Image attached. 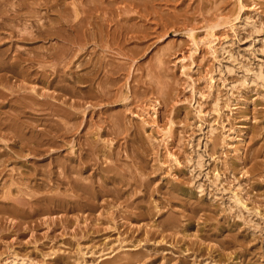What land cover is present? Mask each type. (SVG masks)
<instances>
[{"label":"rangeland","instance_id":"374dc122","mask_svg":"<svg viewBox=\"0 0 264 264\" xmlns=\"http://www.w3.org/2000/svg\"><path fill=\"white\" fill-rule=\"evenodd\" d=\"M8 1H6L7 7L14 9L16 5L14 4L15 6H12V0ZM31 1L33 0H28V2ZM71 1L74 3H76V1L78 2V0H60L61 3L63 2L62 4H64V2L65 5L68 4L67 7L69 8H72ZM114 1L116 2L113 3L114 5L112 4L114 8H116L118 4V8H122L123 13H120L121 17H132L131 19L122 21L123 18L120 19L119 15H115L116 19L121 23H125V26L134 25L133 32H135V34L129 31L128 36H123L127 41L121 38L124 41L122 42L123 45H121L123 46L122 51L124 50L123 53L125 55L118 54L115 46L101 49L100 46L92 48V46L89 45L87 46L88 49L86 48L87 51L89 50V53L93 49H95L96 55H99V52L100 54L103 53L102 55H104L106 59L108 58L109 62L107 61V63L113 65L110 66L108 64L107 67L110 66V68L113 67L111 69L116 70V73L112 70L114 73L112 76L116 78L114 81L116 80L117 82L115 81V86L112 85L113 87L110 86V88H108L114 91L109 90L106 94L105 89L102 88L103 91H101V88H99L98 85L96 86V84H94L90 90L87 89V86L84 87V89L82 88L87 96L86 99L83 100V102L87 100L83 107L88 108H86L84 120L81 119L86 122L82 121V127L80 126L79 128L78 126L79 132H77L79 136H72L74 140L72 137H68L73 142L68 139L64 146L58 143L59 146L53 144L51 147L55 148H50L46 144L48 147L43 146L45 151L40 152L39 155H33L29 153L28 150L24 149L22 150L24 154L29 153L33 156L25 155V159H22L23 157L21 158V160H26L25 165H23L26 169L27 167H33L37 164L45 166L48 162L55 161L54 158H56L57 155L61 158H63L62 155H64V158H68V156L70 157L74 154L73 151H75V154L72 156H76L80 152V148L78 143H75V140L79 141L81 138L83 139V137H85L88 142V139L91 138L89 141L91 140V145L94 144L93 146H95L99 138V143L95 146L97 149L94 152L96 157L92 155V159L95 158V161H97L95 162L94 159H90V162L92 161L94 165H90L91 167L89 168L91 169L88 168V170L81 172L80 176L83 177V174L85 176L86 173H89L88 175L91 176L86 175L87 179L85 182H87V180L93 179L92 176L97 177L98 175L100 179L97 178V180L94 177L97 182L101 181L102 185L105 183V187L110 185L108 190L106 189L104 196L93 200V203H96L97 207H102V204L103 207H98V209L95 207L93 212L91 211L92 209H79L80 211L77 212L76 210L75 212L71 211L73 213L63 209L53 213L45 212L41 215L43 216V220L46 219L47 221H51L55 217H65L68 221L65 220L66 222L63 223L57 221V226L55 224H50V227H47L46 224H42V226L36 227L33 231L26 230L24 232L25 234L21 233V235L24 234L22 236L19 234L20 232L11 230L12 223H10V221L12 219L7 220V218L4 217L10 215L9 218L13 216L15 220V218H18L17 214L11 213L10 210L8 211L13 215L9 214V212L2 214L0 211V263L5 264L4 258L9 253L11 254V251H14V253L20 254L19 256H25V254H27L28 256L31 255L35 260L39 259V262L36 260L38 264H264V0H254L257 3L253 2V0ZM12 2L16 3V0ZM240 2H242L243 6H240ZM127 3H132L133 5L127 8ZM140 6L145 9L143 10ZM10 8H7V12L11 10ZM127 10L131 11L127 12ZM39 11L40 15L44 16V9H40ZM135 11L139 13L135 14ZM52 15L49 14V16ZM135 15L137 17H135ZM139 15L143 16L139 17ZM72 16H74V14H71L70 17ZM50 18L46 17L47 20ZM19 22L20 21H13L12 23L11 21L10 24L12 25L10 26L12 27L13 24L15 25L16 23L12 28L17 29L16 31L21 30L22 24L20 23L21 25H19ZM139 22L141 24H139ZM127 23L129 24L126 25ZM27 24H29V22ZM7 28H9V25ZM136 29L140 31L136 33ZM162 29L163 31H160ZM146 34L148 35L146 36ZM193 38H195V44H191L192 42H190L193 41ZM8 39L9 38L2 39L3 44L0 45V49L2 48L1 50H6V48L8 50L9 46L10 50L20 47V50L23 49L26 52H30V50L41 51L43 48L44 51L41 52H45L48 48V50L51 48V50H53V47L58 46L63 50L67 48L66 44L62 46L63 43H61L60 46V42L53 38L44 40L42 41L43 43L38 42L35 44H29L30 41H19L18 38L15 37ZM15 39L16 42L14 41ZM45 41L47 42L44 43ZM140 44L142 45L140 46ZM192 45L193 47H191ZM142 48L144 49L142 50ZM102 50H105V53L107 52V56ZM12 53L14 52L12 51ZM89 53L84 54V60L81 57L75 60V62L67 63V61H62L63 63L60 62L57 65L55 64L56 62L50 61L48 65L45 66V74H47L49 79L54 76V74L50 73L52 71L60 75V77L58 75V78L55 80V82L59 81L57 83V85H60L59 87L42 85L41 81L39 80L38 82V79L35 78L34 75L32 76L33 78L29 77L30 79L22 77L23 81L19 78L21 76L10 77L13 81L12 84H16L14 89L16 88V91L20 83L23 82L20 84L23 86L26 84L25 82H27L29 85L26 84L27 91L32 86L37 85L35 88L38 92L43 90L47 92L53 91L52 93H54L56 90L55 88L64 87L66 84L64 88L70 89L68 92H64L63 90L62 92L60 89H57V91L64 93L62 98H66V95H68L66 98L69 100L68 103L76 99L74 107L82 109V106L79 107V103L81 104L82 101L75 97L71 98V95H76V97H78L79 94L82 95V91H80L81 88L79 87L83 85L82 83L88 84V82L81 80L80 83H82L80 84L79 81L71 75L73 74L74 77L77 78L79 75L84 74L83 77L89 75V78L93 77L95 80L94 83H96L104 72H95V68H93L92 65L88 66V64L79 67V64H81L79 61H87L86 59H88ZM182 56H185L184 61L181 59ZM94 60L95 59H93V61ZM162 61L164 64L158 66V64H162ZM51 62L54 63L55 66L52 65ZM181 62L186 64L183 68L180 66L182 65ZM116 67L119 71H117ZM85 68L87 69L85 70ZM38 69L41 70L40 67H38ZM123 70H125V72ZM74 72H78L76 76ZM64 74H66L67 77ZM98 76L100 78H98ZM71 78L73 80L75 79V85L72 84L73 80ZM131 78L135 79L132 80ZM114 81L111 83L114 84ZM35 83L36 85H34ZM61 83H63V85ZM51 87H54L52 88L54 90L51 89V91ZM72 88L75 89V91L77 90L76 92L79 94L74 90V94L73 92L71 94L69 91H71ZM130 88L134 91L132 92ZM98 90L101 92L100 94ZM88 91L91 93H88ZM93 92H96V94L98 93V97L95 94L96 97L91 95L92 98L90 94H94ZM24 93L27 94L28 92ZM131 93H133V95ZM69 94H71V97ZM101 94H104V97ZM107 96L111 97L109 101ZM117 96L119 97L117 98ZM105 97L108 99L102 100L105 99ZM79 98L81 97L79 96ZM149 100L152 102H148ZM87 102H90V104ZM146 103H148L149 109ZM152 107L158 110L155 114V119L159 127L152 122ZM142 108L144 109L142 110ZM146 108L150 110L149 113H146ZM3 110H7L9 113L12 111L8 106L3 107ZM103 110H106L105 112L108 113V116H106V113H102ZM87 111L89 112L88 114ZM118 111H120V113ZM98 114L101 117L98 118ZM116 114L117 118L119 117L121 119L118 118L114 120ZM119 114L122 115V117L118 116ZM103 115L106 117V119H104L105 122L106 120L108 121L109 118L110 121H114V123H112L113 121H109V128H113L110 132V129H107V122V127L106 125L104 127L103 124V128L97 125L100 123H93L95 130L94 126L90 125L92 124V120L94 121L96 118V120H98L102 118ZM112 116L115 117L111 118ZM170 116H172L171 119ZM140 117H145V123L141 122ZM123 119L124 125L122 127L123 123H121V120ZM167 119L168 121H172L167 122ZM116 121L121 124V126L117 124V129L116 126L112 125L116 124ZM87 123L89 125H86ZM42 125L43 124H41V127ZM88 126L91 128L89 129ZM124 126L127 127L125 128ZM123 128L124 131H122ZM16 130L18 131V129ZM24 130L26 131V128ZM90 130L94 132L92 133ZM112 130H115V135L117 133L116 137H114L115 135ZM104 131H107L106 133L112 136H108V134L105 135L106 133ZM5 132L7 131H0V138L1 140L4 139L3 142L0 140V152L9 151L11 153L10 155L8 154L9 160L5 165L7 168L4 167V169H8V171L5 170L6 177L5 174H2L3 176L0 178V201L2 202H0V207L8 206L7 203L10 199H8L6 195L8 196L7 192L9 188L10 193H8L12 198H16L13 196L17 194L15 190L13 191L15 188L14 185L9 186L8 174L12 171L15 172L14 170L11 171L13 168H23L21 167L22 163H17V160H15V154L12 151L13 149H17L16 147L18 144L13 145L11 141L14 140L13 137L7 138L3 135V138L2 134ZM97 132H99L100 135ZM164 134H166V136ZM168 135H172L173 137H168ZM111 137L113 141L110 140V143L109 139H111ZM117 137H120L119 140ZM82 139L81 141L83 142L84 139ZM105 139L109 142H105ZM120 145L121 148H119ZM235 147L241 148L239 151L240 160L236 158L237 152L234 151ZM4 148H7V150ZM109 149H112V152ZM117 149L118 153H115V155L117 156L118 154V157H114V151L117 152ZM169 149L172 153L175 152L174 156L167 154ZM47 150H49V152ZM103 151L106 152V155L102 154ZM107 154H110L112 158L109 159L110 155L108 156ZM107 156L108 158H106ZM160 161H163V163ZM113 162L117 163L113 164ZM115 165L117 166L116 168ZM103 167H108V170H106L107 172L102 170ZM95 168H97V172ZM99 172L101 174L100 176L98 174ZM108 175L111 180L108 178ZM77 176H79V174ZM4 177L6 180L3 179ZM88 177L91 178L89 179ZM106 181L108 183H106ZM117 182H119V184ZM111 185H113V187ZM240 187L244 188L240 191L243 196V203L238 202V193L240 192L237 191ZM63 188L64 185L60 186L58 189L53 187V191L50 188L49 192H65L66 189ZM117 188L121 191L117 190ZM111 189H116L117 191L113 190L112 193ZM247 190L249 192H247ZM69 191L67 189L66 192L69 193ZM119 191L121 195L118 196ZM115 192H118V198L121 197L119 200L114 194ZM114 195L116 196L115 200H117H114L113 203L112 200L114 199ZM104 201L106 203H104ZM115 202L118 203L116 204ZM125 204H127V206ZM88 211L91 212L89 215L90 218L85 222L86 226H90L86 227L82 219L83 217H80L81 220H79L80 218H76L74 213L76 216L78 213L85 215V213H89ZM111 213L113 215H111ZM124 213L126 216L128 214L127 217L130 218L126 217L127 219L125 220ZM66 216H69V218ZM172 219L175 223L170 221ZM74 221L78 222L76 225L80 226L78 227L79 231L81 230L83 234H79ZM93 221L94 223H92ZM109 221H111V223ZM71 224H74V227ZM172 224L174 225L172 226ZM98 230L101 231L99 232ZM61 233H64V235ZM49 234L51 236H49ZM52 236L54 241L52 240ZM137 244L138 246H135ZM34 254L37 255L34 257ZM57 257H59L58 260L61 259L60 261L62 262L56 261Z\"/></svg>","mask_w":264,"mask_h":264},{"label":"bare ground","instance_id":"6f19581e","mask_svg":"<svg viewBox=\"0 0 264 264\" xmlns=\"http://www.w3.org/2000/svg\"><path fill=\"white\" fill-rule=\"evenodd\" d=\"M8 0H0V45L3 44L2 42V39H5V38H9V39H12V37H15V38H18L19 41H30V43H38V42H42L44 40H49L51 38L53 39H57V41L60 42V46H61V43H63L62 46H65L66 44V49L64 48L61 49L59 46L58 47H53V50H46L45 52H41V51H44L43 49H41V51H32L30 50V52H26L25 50L23 49H19L20 45L18 46L19 48H14L12 50H10V46L7 50L4 49V50H1L0 49V131L1 130H4V131H7L5 132L4 134H2V137L3 135H5V137H13L14 140H11L13 142V145H17L18 146L16 147L17 149H13V153L15 154V160H17V163H22V166L23 167L22 169L21 168H13L11 169L14 170L15 172H11L10 170V174H8V181H9V186H12L14 185V189L13 191L15 190V193L16 195H12L13 197H16V198H12L11 195H9V189H8V196L6 195V197H8V199H12L11 201L9 200L8 201V206L6 207H0V211L2 212V214L6 213V212H9V214H11L13 212V214H17L18 218H13L10 217L7 215V216H4L5 218H7V220H11L10 223L11 224V230L12 231H17V232H20L19 234L21 235V233H24L26 230H30V231H33L36 229V227L38 226H42V224H46L47 227H50L51 225L50 224H55L57 223V221L59 223H63V222H66L65 220H67L65 217L61 218H57L55 217L54 219H52L51 221L50 220H43L41 215H43V213L47 212V213H53V212H57V210H69L70 213H73L77 211H80V210H84V209H89L93 212V209H95V207H97L96 203H93V200H96L98 197H102L104 196V193H106V189L108 190V187H105V183L102 185L101 184V181L100 182H97L96 179L99 178L98 175L97 177L96 176H92L93 179L91 180L89 177V181L87 180V182H85V180L87 179V176L89 173H86L85 176L83 174V177L80 176V173L85 171V170H88L89 167L92 166V161L90 162V159H92V155H94V157H96V155L94 154V152L96 151V144L99 143L98 139H97V143L95 144V146L91 145V140L89 141V138L88 139V142H87V138L83 137V142L81 141V139L79 141H76L75 140V143H78L79 145V148H80V152L76 155V156H72L75 154V151L74 154H72L70 157L68 156L64 158V155H62V157L64 158H61L59 155L58 158L56 156L55 161H51V162H48L45 166L43 165H34L33 167H26L23 166L25 165V161L26 160H21L22 159H25L24 156L25 155H30L29 153L31 154H38L40 152H44L45 148L44 147H50V148H55V147H51L53 146V144H55L56 146L59 144L61 146H64L66 145V142L67 140L69 139L68 137H74L75 135H77V137L79 136V128L80 126L82 127L81 123L82 121L84 120L83 118H85V113H86V108L88 107H83L86 103L85 100L83 102L84 99H86V95H85V91L82 90V88L84 89V87H88L87 89L90 90L92 86H94V84H96V86L98 85L99 88H101V91H103V89H105V93L107 94V91H109L110 89V86L114 85L115 86V81L114 79H116L114 76H112L114 73H116L115 69H111L113 67L110 68V66H113V65H110L109 63H107L108 61V58L106 59L104 55L100 54L99 52V55H96V51L95 49L91 50L90 53L87 51V46L91 45L92 48L93 47H97V46H100V48H111L113 46L116 47L117 49V53L118 54H124L123 51H122V45L124 42L122 39L124 35L128 36V32L129 31H132L133 32V29H134V25L132 24V26H129L127 23L126 25L128 26H125L124 24L125 23H121L119 22L118 19H116V16L115 15H119L120 16V19L125 20V19H131L132 17L131 16H126V17H121V12H122V8H118V5H116L117 7L114 8V6H112L113 3H116L114 0H78V2L76 1V3L74 2H70L72 4V8L70 9L69 7H67V5H65V2L64 4H62L60 2V0H33L31 2H28V0H19L17 1L16 0V3H13L11 1V3L13 4L12 6H15L16 7L13 9V8H10V7H7V2ZM65 1V0H64ZM120 1V0H119ZM126 1V0H125ZM125 1H123L124 3H126ZM9 2V1H8ZM159 2V1H158ZM253 2H256L253 0ZM5 3V4H4ZM10 3V2H9ZM32 3H33V6H32ZM241 3V4H240ZM240 6H243L242 5V2H240ZM246 3V2H245ZM257 3V2H256ZM15 4V5H14ZM36 4V5H35ZM70 4V5H71ZM135 4V3H134ZM143 4V3H142ZM9 5V4H8ZM35 5V6H34ZM114 5V4H113ZM133 5L132 3H127V8L128 6H131ZM154 5V4H153ZM11 6V4H10ZM135 6V5H134ZM148 6V5H147ZM239 6V7H240ZM10 8L11 10L9 12L7 8ZM138 7V6H137ZM136 7V8H137ZM141 7V6H140ZM145 7V6H144ZM151 7V5H150ZM149 7V8H150ZM238 7V9H239ZM130 8V7H129ZM139 8V7H138ZM142 8V7H141ZM40 9H44L45 13H44V16L40 15ZM143 9V8H142ZM145 9V8H144ZM143 9V10H144ZM153 9V8H152ZM124 10L126 11V9L124 8ZM132 10V9H131ZM130 10V11H131ZM147 10V9H146ZM155 10V9H154ZM153 10V11H154ZM116 11V13H115ZM129 10H127V12H130ZM134 11V10H133ZM132 11V12H133ZM136 12V11H135ZM134 12V13H135ZM123 13V12H122ZM139 12H136L135 14H138ZM153 13V12H152ZM157 13V12H156ZM49 14H53L52 16H49ZM71 14H74V16L70 17ZM132 14V13H131ZM143 14V13H142ZM146 14V13H145ZM54 16V17H53ZM115 16V18H114ZM143 16V15H142ZM141 15H139V17H142ZM152 16V15H151ZM159 16V15H158ZM46 17L50 18V19H46ZM135 17H137L135 15ZM72 18V19H70ZM134 18V17H133ZM146 18V17H145ZM148 18V17H147ZM153 19V17H152ZM149 20V19H147ZM13 21L14 22H19V25L22 26L21 30H18L16 31L17 29H13L12 27L16 25L13 24V26L11 27L10 25V22ZM29 24H27L28 22ZM144 21V20H143ZM147 22V21H146ZM21 23V24H20ZM143 23V22H142ZM165 23V21H164ZM172 23V22H171ZM136 24V23H135ZM138 24V22H137ZM139 24H141L139 22ZM155 24V23H154ZM161 24V23H160ZM175 24V23H173ZM9 25V28H7V26ZM18 25V23H17ZM158 25V24H157ZM182 25V24H181ZM189 25V24H188ZM136 26V25H135ZM172 26V25H171ZM170 26V27H171ZM139 27V26H138ZM143 27V26H142ZM149 27V26H147ZM156 27V25H155ZM163 27V26H162ZM166 27V26H165ZM16 28V27H15ZM153 28V27H152ZM168 28V27H167ZM8 29V30H7ZM10 29V30H9ZM23 29V30H22ZM141 29V28H140ZM143 29V28H142ZM187 29V28H185ZM144 30V29H143ZM158 30V29H156ZM190 30V29H189ZM187 30V31H189ZM4 31H5V35L4 34ZM8 31V32H6ZM136 33L139 32L137 29L135 30ZM151 31V30H150ZM160 31H163L160 30ZM186 31V30H185ZM194 31V30H193ZM143 32V31H142ZM155 32V31H154ZM167 32V31H166ZM190 32V31H189ZM192 32V31H191ZM135 34V32H133ZM150 33V32H149ZM156 33V32H155ZM143 34V33H142ZM145 34V33H144ZM162 34V33H161ZM148 34H146L147 36ZM156 35V34H154ZM164 35V34H163ZM140 36V35H138ZM157 36V35H156ZM189 36V35H188ZM130 37V35H129ZM128 37V38H129ZM142 37V36H141ZM122 38V39H121ZM126 38V39H128ZM136 38V36H135ZM140 38V37H139ZM143 38H144V35H143ZM8 39V40H9ZM132 39V38H131ZM122 40V41H120ZM125 40V39H124ZM138 40V39H137ZM192 40V39H191ZM5 41V40H4ZM16 42V39L14 40ZM127 41V40H125ZM198 41V40H197ZM10 42V41H9ZM47 41H45L44 43H46ZM192 42L191 44H195V38H193V41H190ZM14 43V42H13ZM23 43V42H22ZM43 43V42H42ZM12 44V43H11ZM18 44V43H16ZM14 44V45H16ZM122 44V45H121ZM134 44V43H133ZM136 45V44H135ZM142 44H140L141 46ZM197 45V44H196ZM8 47V46H7ZM12 47V46H11ZM139 47V45H138ZM193 47V45L191 46ZM195 47V46H194ZM198 47V46H197ZM196 47V48H197ZM4 48V47H3ZM22 48V47H21ZM24 48V47H23ZM42 48V47H41ZM87 48V49H86ZM92 48H89V49H92ZM195 48V50H196ZM32 49H35V48H32ZM138 49V48H137ZM144 48H142L143 50ZM110 50V49H109ZM140 50V48H139ZM12 51L14 53H12ZM32 51V52H31ZM105 51V50H104ZM102 50V52H104ZM107 51V50H106ZM194 51V50H193ZM109 52V51H108ZM111 52V51H110ZM133 52V51H132ZM85 53H89V57L88 59H86L87 61H79V67L82 65H92L93 68H95V72H99L101 73L102 71L103 74L101 76V78L98 76V78H100L98 81L95 82L94 78L91 77L89 78V75L86 77L83 75H79L78 78L77 77H74V75L72 74L71 76L73 78H75L76 80L80 81L81 80H85L88 82V84H84L82 83L83 85H80L79 88H81L80 91H82V95L79 94L78 92L75 91V89L72 88L71 91H69L71 94L73 92L74 94V91L79 94V96L81 98L73 96L71 94H69V96L71 98L75 97V98H78L80 101H82V103L80 104L79 103V107L82 106V109H79V108H75L74 107V102L75 100H72L68 103V99H66L68 97V95H66L67 97L65 98H62L63 97V94L64 93H61V91L63 90L64 92L70 89L68 88H64L66 86V84L64 85V87H60V88H55L56 92L54 91V93H52L54 89V87H59L60 85H57V83L59 82H55L56 78H58V75L57 73H55V71H52L50 72L51 74H54V76L52 78H48L47 74L46 73V69L44 70V68H46L45 66L48 65V63L50 61H53L56 65L59 64L60 62L62 61H67L68 62H75V60H78L80 59L81 57L83 58V56H85L84 54ZM105 53V52H104ZM107 53V52H106ZM105 53V55H106ZM136 53V52H135ZM133 53V54H135ZM181 53V52H180ZM164 54V53H163ZM102 55V56H100ZM111 55V54H110ZM113 55V54H112ZM116 55V54H115ZM125 55V54H124ZM185 55V54H184ZM107 56V55H106ZM118 56V55H117ZM127 56V55H126ZM131 57V56H130ZM111 58V57H110ZM115 58V57H114ZM133 58V56H132ZM184 58L185 56H182V60L184 61ZM93 59H95L93 61ZM106 59V60H105ZM129 59V58H128ZM84 60V58H83ZM124 60H125V57H124ZM126 61V60H125ZM135 61V60H133ZM166 61V60H165ZM78 62V61H76ZM109 62V61H108ZM130 62V60H129ZM168 62V61H167ZM52 63V62H51ZM54 63H52V65H54ZM63 63V62H62ZM66 63V62H64ZM70 64V63H69ZM108 64L110 65L109 67ZM118 64V63H117ZM116 64V65H117ZM164 63L162 61V64L158 66H162ZM167 64V63H166ZM182 65V68L186 65L184 63L181 62ZM67 65V64H66ZM72 65V64H70ZM192 65V64H191ZM55 66V65H54ZM62 66V65H61ZM38 67L41 68V70L38 69ZM58 67V66H57ZM63 67V66H62ZM127 67V66H126ZM55 68V67H54ZM117 68V67H116ZM119 68V66H118ZM117 68V71H119ZM168 68V67H167ZM87 68H85L86 70ZM129 69V68H128ZM132 69V68H131ZM163 69V68H162ZM81 70V68H80ZM112 70H114V73L112 72ZM189 70V69H188ZM45 71V72H44ZM125 72V70H123ZM159 71V70H158ZM165 71V70H163ZM162 71V72H163ZM58 72V71H56ZM69 72V70H68ZM66 73V72H65ZM71 73V72H70ZM75 73V76H76V73L78 72H74ZM92 73V72H90ZM122 73V72H121ZM120 73V74H121ZM127 73V72H126ZM125 73V74H126ZM159 73V72H158ZM88 74V73H87ZM124 74V73H123ZM161 74V73H160ZM35 75V76H34ZM66 75V74H64ZM78 75V74H77ZM85 75H86V72H85ZM126 75H129V74H126ZM132 75V74H131ZM14 76H21L19 78H21V80L23 81V78H28L30 79L32 76H34L35 78L38 79V82L39 80L41 81V84L43 85H48V86H54V87H51L50 90L52 92H47V91H40L38 92L37 89L35 88L37 85L36 83L34 85L36 86H32L28 91L26 90L27 89V82H25L26 84H24L23 86L20 85L22 83H20L18 85V89L19 91H15L14 89V86L16 87V84L13 85L12 84V80L10 77H14ZM92 76V75H91ZM124 76V75H123ZM163 76V75H162ZM23 77V78H22ZM30 77V78H29ZM60 77V75H59ZM64 77V76H63ZM67 77V75H66ZM126 77V76H125ZM129 77V76H128ZM131 77V76H130ZM161 77V75H160ZM190 77V76H189ZM26 78V79H27ZM33 78V77H32ZM138 78V77H137ZM136 78V79H137ZM72 79V78H71ZM75 79L72 81V84H74L75 82ZM121 79V78H120ZM132 79V78H131ZM135 79V78H133ZM132 79V80H133ZM25 80V79H24ZM58 80V79H57ZM60 80V79H59ZM62 80V79H61ZM64 80V79H63ZM20 81V80H19ZM28 81V80H27ZM114 81V84H112ZM137 81V80H135ZM21 82V81H20ZM28 82H31V81H28ZM33 82V81H32ZM55 82V83H54ZM61 82V81H60ZM69 82H70V79H69ZM112 82V83H111ZM117 82V81H116ZM126 82V81H125ZM138 82V81H137ZM143 82V81H142ZM34 83V82H33ZM80 83V84H81ZM127 83V82H126ZM131 83V82H130ZM40 84V85H41ZM63 85V83H61ZM118 84V83H117ZM134 84V83H133ZM144 84V83H143ZM28 85V84H27ZM69 85V84H68ZM75 85V84H74ZM123 85V84H122ZM29 86V85H28ZM47 86V87H48ZM78 86V85H76ZM117 86V85H116ZM136 86V85H134ZM148 86V85H147ZM75 87V86H73ZM113 87V86H112ZM126 87V86H125ZM167 87V86H166ZM41 88V87H39ZM77 88V87H76ZM103 88V89H102ZM116 88V87H115ZM135 88V87H134ZM133 88V89H134ZM146 88V87H145ZM148 88V87H147ZM57 89H60L61 91L58 92ZM78 89V88H77ZM95 89V88H94ZM143 89V88H142ZM41 90V89H40ZM49 90V89H48ZM74 90V91H73ZM112 91H114L113 89H111ZM110 90V91H111ZM120 90V89H118ZM131 90V88H130ZM62 91V92H63ZM117 91V90H116ZM132 91V90H131ZM134 91V90H133ZM132 91V92H133ZM136 91V90H135ZM164 91H165V88H164ZM14 92H18L17 94L14 93ZM24 92H28L27 94H25ZM90 91H88L89 93ZM92 92V90H91ZM90 92V93H91ZM99 92V90H98ZM119 92V91H118ZM117 92V93H118ZM146 92V91H145ZM202 92V91H201ZM15 95H13V94ZM81 93V92H80ZM94 94H90L91 95H94L96 97V92H93ZM101 92H99L100 94ZM103 93V92H102ZM135 93V92H134ZM137 93V92H136ZM149 93V92H147ZM161 93V92H160ZM96 94V95H95ZM98 94V95H99ZM109 94V92H108ZM116 94V92H115ZM133 95V93H131ZM141 94V93H140ZM97 95V97H98ZM102 95V94H101ZM104 95V94H103ZM102 95V96H103ZM113 95V93H112ZM120 95V94H119ZM147 95V94H146ZM110 96V95H109ZM105 97V99H102V100H106L108 99V101L110 100L111 97ZM144 96V95H143ZM142 96V97H143ZM156 96V94H155ZM163 96V95H162ZM89 97V96H88ZM92 97V96H91ZM90 97V98H91ZM104 97V96H103ZM119 96H117L118 98ZM140 97V98H142ZM146 97V96H145ZM93 98V97H92ZM113 98V97H112ZM155 98V97H154ZM60 99V100H59ZM88 99V98H87ZM133 99V98H132ZM150 99V98H149ZM152 99V98H151ZM89 100V99H88ZM95 100V99H93ZM155 100V99H154ZM157 100V99H156ZM170 100V99H169ZM79 101V102H80ZM97 101V100H96ZM112 101V100H111ZM166 101V100H165ZM94 102V101H93ZM150 102V100L148 101ZM152 102V101H151ZM150 102V103H151ZM161 102V101H160ZM168 102V101H167ZM68 103V104H67ZM78 103V102H77ZM90 104V102H87ZM92 103V102H91ZM147 104V108H148V103ZM170 104V103H169ZM65 105V106H63ZM78 105V104H77ZM100 105V104H99ZM150 105V104H149ZM152 105V104H151ZM156 105V104H155ZM154 105V106H155ZM168 105V104H167ZM174 105V104H173ZM5 106H8L9 109H11L12 111L9 113L7 110H3V107ZM97 106V105H96ZM153 106V105H152ZM216 106V105H215ZM146 107V106H145ZM156 107V106H155ZM155 107H152V112H151V118H152V122L153 124H155L157 127H159V125H157L158 123L156 122V119H155V114L157 113L158 110H156ZM105 108V107H104ZM145 109L146 110V113L150 112V110L148 109ZM171 108V107H170ZM144 108H142L143 110ZM92 110V109H91ZM125 110V108H124ZM10 111V110H9ZM90 111V109H89ZM100 111V110H98ZM96 111V112H98ZM106 110H103L102 113H106L105 115L108 116V113L105 112ZM92 112V111H91ZM101 112V111H100ZM120 113V111H118ZM8 113V114H7ZM89 112L87 111V114ZM99 113V112H98ZM114 113V112H113ZM117 113V112H116ZM123 113V112H122ZM125 113V112H124ZM131 113V112H130ZM7 114V115H6ZM92 115V114H90ZM96 115V114H95ZM99 115V114H98ZM112 115V114H111ZM110 115V116H111ZM125 115V114H124ZM139 115V114H138ZM170 115V114H168ZM118 116H121L122 115H118ZM141 116V115H140ZM89 117V116H88ZM92 117V116H91ZM101 117L100 115L98 116V118ZM115 116H112L111 118H114ZM126 117V116H125ZM172 116H170V119H171ZM80 118V120H79ZM96 118V117H95ZM103 118V119H102ZM98 119V120H92L90 125H93V123H100V124H97L98 126L102 127V125L104 124V127L106 125V122L108 124V127L107 129L109 128V123L113 120L110 121V118L109 120L105 122L104 119H106V117H103ZM119 118V117H118ZM117 118V114H116V117L114 120L118 119ZM141 118V122L145 123V117H140ZM169 118V117H168ZM60 119V120H58ZM83 119V120H81ZM121 119V118H119ZM169 119V120H170ZM173 119V118H172ZM91 120V119H90ZM110 121V122H109ZM119 121V120H117ZM116 121V124H112L114 126H116V129L118 128L117 127V124H119V126H121L120 123H117ZM124 119L121 120V123H123ZM148 121V119H147ZM166 121V120H165ZM172 120L168 121L167 119V122H171ZM46 122V123H45ZM83 122H86V121H83ZM105 122V123H104ZM120 122V121H119ZM162 122V121H161ZM114 123V121L112 122ZM150 123V121H149ZM41 124L42 127H41ZM129 124V123H128ZM152 124V125H153ZM40 125V126H38ZM84 125V124H83ZM86 125H89L88 123ZM124 123L122 124V127H123ZM143 125V124H141ZM161 125V124H160ZM167 125V124H166ZM37 126V127H36ZM79 126V128H78ZM94 126V125H93ZM92 126V127H93ZM135 126V125H134ZM150 126V125H149ZM162 126V125H161ZM165 126V125H164ZM86 127V126H85ZM125 128L127 126H124ZM167 127V126H166ZM174 127V126H173ZM26 128V131L24 130ZM88 128L90 129L91 127L88 126ZM103 128V127H102ZM121 128V127H120ZM119 128V129H120ZM163 128V127H162ZM165 128V127H164ZM171 128V127H169ZM167 128V129H169ZM18 129V131L16 130ZM97 129V128H96ZM106 129V128H105ZM106 129V130H107ZM110 129V128H109ZM113 129V128H111ZM111 129L109 130V132L111 131ZM161 129V128H160ZM166 129V130H167ZM173 129V128H172ZM171 129V131H172ZM86 130V129H85ZM84 130V131H85ZM93 130V129H92ZM94 130H95V126H94ZM122 130V129H121ZM162 130V129H161ZM165 130V129H164ZM170 130V129H169ZM8 131H12V132H8ZM17 131V132H16ZM78 131V132H77ZM91 131V130H90ZM102 131V130H100ZM113 133L115 132V130H112ZM117 131V130H116ZM120 131V130H118ZM124 131V128L123 130ZM170 131V132H171ZM92 132V131H91ZM94 132V131H93ZM92 132V133H93ZM103 132V131H102ZM105 133L107 131H104ZM169 132V131H167ZM77 133V134H76ZM81 133V132H80ZM99 135L100 133L97 132ZM111 133V134H113ZM121 133V132H120ZM123 133V132H122ZM158 133V132H157ZM166 133V132H164ZM87 134V133H85ZM104 134V133H103ZM108 133H106L105 135H107ZM169 134V133H168ZM171 134V133H170ZM88 135V134H87ZM102 135V134H101ZM115 135V133H114ZM117 135V133H116ZM116 135L114 137H116ZM123 135V134H121ZM120 135V136H121ZM166 136V134H164ZM174 135V134H173ZM86 136V135H85ZM91 136V135H90ZM108 136H112V135H109ZM124 136V135H123ZM134 136V135H133ZM172 135H168V137H171ZM176 136V134H175ZM1 137V136H0ZM72 137V138H73ZM81 137V135H80ZM95 137V136H94ZM100 137V136H99ZM105 137V136H104ZM173 137V136H172ZM4 138V137H3ZM96 138V137H95ZM103 138V137H102ZM110 138V137H109ZM118 138V137H117ZM120 138V137H119ZM118 138V140H119ZM123 138V137H122ZM121 138V139H122ZM165 138V137H164ZM168 139V138H167ZM178 139V138H177ZM1 140V138H0ZM4 139H2L1 141L3 142ZM10 140V139H9ZM70 140V139H69ZM74 140V138H73ZM106 140V139H105ZM113 141L112 140V137L111 139H109V141ZM171 140V139H170ZM176 140V139H175ZM6 141V139H5ZM71 142H73L72 140H70ZM103 141V140H102ZM109 141H105V142H109ZM110 141V143H111ZM7 142V141H6ZM9 142V141H8ZM95 142V140H94ZM119 142V141H117ZM116 142V143H117ZM165 142V141H164ZM171 142V141H170ZM59 143V144H58ZM103 143V142H102ZM32 144V145H31ZM46 144L48 146H46ZM105 144V143H104ZM131 144V143H130ZM54 145V146H55ZM116 145V144H115ZM118 145V144H117ZM122 145V144H121ZM121 145L119 148H121ZM44 146V147H43ZM98 146V145H97ZM106 146V145H105ZM162 146V145H161ZM172 146V144H171ZM8 147V146H7ZM10 147V146H9ZM78 147V146H77ZM95 147V148H93ZM107 147V146H106ZM125 147V146H123ZM122 147V148H123ZM131 147V145H130ZM241 147V146H240ZM240 147H235L234 148V151L237 152L236 154V158L240 160V154H239V151H240ZM12 148V146H11ZM49 148V149H50ZM57 148V147H56ZM72 148V146H71ZM78 148V149H79ZM104 148V147H102ZM109 148V147H108ZM107 148V149H108ZM111 148V147H110ZM114 148V147H113ZM118 148V149H119ZM169 148V147H168ZM167 148V149H168ZM172 148V147H171ZM5 149V148H4ZM28 150L29 153H26L24 154V151L22 150ZM47 149V148H46ZM60 149V148H59ZM64 149V147H63ZM66 149V148H65ZM70 149V148H69ZM74 149V148H73ZM118 149H117V152L114 151V155L115 153H118ZM125 149V148H123ZM7 150V148L5 149ZM9 150V149H8ZM61 150V149H60ZM71 150V149H70ZM101 150V149H100ZM105 150V149H104ZM110 150V149H109ZM112 150V149H111ZM110 150V151H111ZM49 152V150H47ZM59 151V150H57ZM69 151V150H68ZM109 151V152H110ZM120 151V150H119ZM132 151V150H131ZM167 151V150H166ZM70 152V151H69ZM100 152V151H99ZM108 152V153H109ZM112 152V151H111ZM11 152H0V178H2V174H5V177H6V172L4 169L5 165L7 164L8 160H9V157H8V154L10 155ZM59 153V152H58ZM72 153V152H71ZM175 153V152H174ZM174 153H172L169 149V152L167 153L168 155H171V156H174ZM47 154V153H46ZM61 154V153H60ZM100 154V153H99ZM103 155L105 154L106 155V152L103 151L102 153ZM111 154V153H110ZM110 154H107L108 156ZM12 155V154H11ZM33 155H30V156H33ZM68 155V154H67ZM66 155V156H67ZM112 155V154H111ZM110 155L109 159L112 158V156ZM176 155V154H175ZM4 156V157H3ZM51 156V155H50ZM108 156L106 158H108ZM11 157V156H10ZM52 157V156H51ZM54 157V156H53ZM60 157V158H59ZM102 157V155H101ZM114 157H118V154L117 156L115 155ZM114 157H113V160H114ZM121 157V156H120ZM12 158V157H11ZM67 158V159H66ZM164 158V157H163ZM166 158V157H165ZM30 159V158H29ZM41 159V158H39ZM52 159V158H51ZM50 159V160H51ZM94 161H95V158H93ZM92 159V160H93ZM107 159V160H109ZM170 159V158H169ZM174 159V158H173ZM177 159V157H176ZM14 160V161H15ZM118 160V159H116ZM97 161V160H96ZM95 161V162H96ZM115 161V160H114ZM119 161V160H118ZM117 161V162H118ZM170 161V160H169ZM116 162V163H117ZM163 163V161H160ZM112 163V162H111ZM115 162H113L114 164ZM115 163V164H116ZM120 163V162H119ZM167 163V162H166ZM177 163H180V162H177ZM97 164V163H96ZM108 164V163H107ZM91 165V166H90ZM94 165V164H93ZM118 165V164H117ZM123 165V163H122ZM245 165V164H244ZM243 165V166H244ZM28 166V165H27ZM58 166V168H57ZM170 166V165H169ZM242 166V167H243ZM101 167V166H99ZM117 166L115 165V168ZM131 167V166H130ZM7 168V167H5ZM108 167L104 168L102 170L106 171L108 170L107 169ZM164 168V167H163ZM91 169V168H89ZM97 168H95V171L97 172L96 170ZM100 170V171H102ZM162 170V169H161ZM8 171V169L6 170ZM102 171V172H104ZM112 171V170H111ZM119 171V170H118ZM126 171V170H125ZM89 172V171H88ZM92 172V171H91ZM95 172V173H96ZM107 172V171H106ZM105 172V173H106ZM113 172V171H112ZM111 172V173H112ZM116 172V171H114ZM120 172V171H119ZM117 172V173H119ZM15 173V174H14ZM110 173V172H109ZM116 173V175H117ZM247 173V172H246ZM79 174V176H77ZM99 176L101 175L100 172L98 173ZM107 174V173H106ZM111 175V174H110ZM115 175V174H114ZM124 175V173H123ZM122 175V176H123ZM88 176H91V175H88ZM106 176V175H105ZM126 176V175H125ZM5 177L3 178L4 180ZM86 177V178H85ZM94 177L96 179H94ZM110 176L108 175V178ZM123 178V177H122ZM127 178V177H126ZM132 178L134 179V177L132 176ZM100 179V178H99ZM110 179V178H109ZM114 179V178H113ZM125 179V178H124ZM128 179V178H127ZM126 179V180H127ZM130 179V178H129ZM2 180V179H1ZM98 180V179H97ZM111 180V179H110ZM118 180V179H117ZM116 180V181H117ZM123 180V179H122ZM104 181V180H103ZM108 181V180H107ZM106 181V183H108ZM115 181V182H116ZM119 181V180H118ZM1 182V181H0ZM112 182V181H111ZM124 182V181H123ZM103 183V182H102ZM114 183V182H112ZM119 184V182H117ZM127 183V182H126ZM96 184V185H95ZM117 184V185H118ZM129 184V183H128ZM2 185V184H1ZM64 185V188L63 189H68L69 193L66 192H63V191H60V192H49L50 191V188L51 190L53 191V187H56L57 189L60 187V186H63ZM103 187H102V186ZM114 185V184H113ZM113 185H111L113 187ZM122 185V184H120ZM124 185V184H123ZM3 186V185H2ZM67 186V188H66ZM116 186V184H115ZM114 186V187H115ZM105 187V188H104ZM111 187V188H112ZM122 187V186H121ZM119 187V188H121ZM116 188V187H115ZM55 189V188H54ZM110 189V188H109ZM122 189V188H121ZM148 189V188H147ZM217 189V188H216ZM244 188H239L237 192H240L242 191ZM252 189V188H250ZM113 190L114 189H111L112 193H113ZM116 190V189H115ZM114 190V191H115ZM117 190H120L117 188ZM116 190V191H117ZM133 190V189H132ZM3 191V190H2ZM56 191V190H55ZM121 191V190H120ZM118 193V196L121 195V193ZM130 191V190H129ZM110 192V191H109ZM247 192H249L247 190ZM12 193V191H11ZM117 193L115 192L114 194L117 196ZM169 193V192H168ZM170 194V193H169ZM111 195V194H110ZM114 195V199L112 200L113 203H114V200L116 198V196ZM131 195V193H130ZM133 195V193H132ZM173 195V194H171ZM107 196V195H105ZM117 196V198H118ZM123 196V195H122ZM109 197V196H108ZM111 197V196H110ZM131 197V196H130ZM121 197L118 198V200L120 199ZM124 198V197H123ZM112 199V198H111ZM6 200V199H5ZM117 200V199H116ZM115 200V201H116ZM99 201V200H98ZM130 201V200H129ZM1 202V201H0ZM238 202L240 203H243V196L240 193H238ZM2 203V202H1ZM5 203V202H4ZM99 203V202H98ZM103 203V202H101ZM104 203H106L104 201ZM116 203V202H115ZM118 203V202H117ZM116 203V204H117ZM120 203V202H119ZM100 204V203H99ZM98 204V205H99ZM130 204V203H128ZM134 204V203H133ZM6 205V203H5ZM109 205V203H108ZM113 205V204H112ZM127 206V204H125ZM161 205V204H160ZM4 206V205H3ZM118 206V205H117ZM135 206V205H134ZM10 207V208H8ZM86 207V208H85ZM99 207V206H98ZM97 207V209H98ZM102 207H103V204H102ZM101 206L99 208H102ZM105 207V205H104ZM121 207V206H120ZM130 207V206H129ZM128 207V209H129ZM163 207V206H162ZM82 208V209H81ZM126 208V207H124ZM136 208V207H135ZM80 209V210H79ZM10 210V211H8ZM86 210V211H87ZM68 211V212H69ZM73 211V212H71ZM85 211V212H86ZM119 211H122V210H119ZM83 212V211H82ZM81 212V213H82ZM89 213L85 215L83 214H76L74 213V216L76 218H80V217H83V221L85 222L87 219H89V215L91 214L90 211H88ZM65 213V211H64ZM101 213V212H100ZM138 213V212H136ZM11 214V215H13ZM68 214V213H67ZM66 214V215H67ZM118 214V213H117ZM132 214V213H131ZM135 214V213H134ZM69 215V214H68ZM100 215V214H99ZM111 215H113L111 213ZM65 216V215H64ZM102 216V215H101ZM115 216V215H114ZM113 216V217H114ZM118 216V215H117ZM124 216H125V220L127 218H130V217H127L124 213ZM131 216V215H130ZM136 216V215H135ZM141 216V215H140ZM1 217V216H0ZM53 217V216H52ZM67 218H69V216H66ZM116 217V216H115ZM120 217V216H119ZM127 217V218H126ZM72 218V217H71ZM70 218V219H71ZM100 218V217H98ZM105 218V217H104ZM117 218V217H116ZM2 219V218H1ZM4 219V218H3ZM17 219V220H16ZM74 219V218H72ZM71 219V220H72ZM112 219V218H111ZM76 220V219H75ZM81 220V218L79 219ZM95 220V218H94ZM97 220V218H96ZM114 220V219H112ZM119 220V219H118ZM61 221V222H60ZM68 221V220H67ZM82 221V222H83ZM88 221V220H87ZM173 222V219L170 220ZM75 225L78 223L76 221H74ZM81 222V223H82ZM91 222V221H90ZM106 222V221H105ZM111 223V221H109ZM114 222V221H113ZM116 222V221H115ZM129 222V220H128ZM48 223V224H47ZM68 223V222H67ZM94 223V221L92 222ZM91 223V224H92ZM162 223V222H161ZM175 223V222H173ZM3 224V223H2ZM5 224V223H4ZM65 224V223H64ZM73 224V225H74ZM108 224V223H107ZM160 224V223H159ZM7 225V224H6ZM60 225V224H59ZM66 225V224H65ZM70 225V224H69ZM72 225V224H71ZM72 225V226H73ZM81 225V224H80ZM93 225V224H92ZM103 225V224H102ZM111 225V224H110ZM174 224H172L173 226ZM57 226V225H56ZM68 226V225H66ZM85 226H86V222H85ZM88 226V225H87ZM86 226V227H87ZM90 226V225H89ZM88 226V227H89ZM101 226V225H100ZM131 226V225H130ZM158 226V225H157ZM163 226V225H162ZM62 227V226H61ZM69 227V226H68ZM67 227V228H68ZM74 227V226H73ZM72 227V228H73ZM75 227H80L78 225H76ZM93 227V226H92ZM112 227V225H111ZM151 227V226H150ZM185 227V226H184ZM183 227V228H184ZM52 228V227H51ZM58 228V227H57ZM64 228V227H63ZM103 228V227H102ZM2 229V228H1ZM7 229V228H6ZM54 229V227H53ZM62 229V228H61ZM60 229V230H61ZM93 229V228H92ZM107 229V228H106ZM145 229V228H144ZM157 229V228H156ZM155 229V230H156ZM159 229V227H158ZM186 229V227H185ZM38 230V229H37ZM36 230V231H37ZM52 230V229H51ZM56 230V229H55ZM67 230V229H66ZM84 230V229H83ZM82 230V231H83ZM136 230V229H135ZM15 231V232H16ZM79 231V228L78 230ZM94 231V229H93ZM99 231V230H98ZM101 231V230H100ZM99 231V232H100ZM121 231V230H120ZM147 231V230H146ZM11 232V231H10ZM56 232V231H55ZM59 232V230H58ZM66 232V231H65ZM89 232V231H88ZM87 232V233H88ZM130 232V231H129ZM135 232V231H134ZM145 232V231H144ZM36 233V232H35ZM34 233V235H35ZM45 233V232H44ZM69 233V232H68ZM74 233V232H73ZM81 233V230L79 231V234ZM91 233V232H90ZM93 233V232H92ZM150 233V231H149ZM9 234V233H8ZM25 234V233H24ZM22 234V235H24ZM31 234V233H30ZM33 234V233H32ZM38 234V233H37ZM64 235V233H61ZM67 234V232H66ZM76 234V233H75ZM74 234V235H75ZM83 234V232L81 233ZM128 234V233H127ZM146 234V233H145ZM6 235V234H5ZM19 235V236H20ZM21 235V236H22ZM45 235V234H44ZM69 235V234H68ZM123 235V234H122ZM147 235V234H146ZM145 235V237H146ZM9 236V235H8ZM15 236V235H14ZM28 236V235H26ZM32 236V235H31ZM49 236H51L49 234ZM66 236V235H65ZM91 236V235H90ZM125 236V235H124ZM7 237V236H6ZM33 237V236H32ZM35 237V236H34ZM43 237V236H42ZM42 237H41V240H42ZM48 237V236H46ZM55 237V236H54ZM58 237V236H57ZM77 237V236H76ZM83 237V236H81ZM37 238V237H36ZM44 238V237H43ZM89 238V236H88ZM123 238V237H122ZM150 238V237H149ZM148 238V239H149ZM2 239V238H1ZM28 239V238H27ZM26 239V240H27ZM35 239V238H34ZM39 239V238H38ZM37 239V240H38ZM121 239V238H120ZM135 239V238H134ZM4 240V239H3ZM17 240V239H16ZM36 240V241H37ZM40 240V241H41ZM50 240V239H49ZM52 240H53V236H52ZM77 240V239H76ZM79 240V239H78ZM137 240V239H136ZM146 240V239H145ZM36 241H35V244H36ZM54 241V240H53ZM128 241V240H127ZM132 241V240H131ZM147 241V240H146ZM3 242V241H2ZM122 242V241H121ZM130 242V241H129ZM33 243V242H32ZM44 243V242H43ZM52 243V242H51ZM143 243V242H141ZM7 244V243H6ZM81 244V243H80ZM51 245V244H50ZM84 245V244H83ZM2 246V245H1ZM80 246V245H79ZM82 246V245H81ZM135 246H138L135 245ZM88 247V245H87ZM1 248V247H0ZM89 248V247H88ZM135 248V247H134ZM87 249V248H85ZM105 249V248H104ZM12 250V249H11ZM96 250V249H95ZM10 252V251H9ZM13 252V253H12ZM8 253V252H7ZM79 253V252H78ZM95 253V251H94ZM91 254V253H90ZM130 254V253H129ZM20 254H17V253H14V251H11V254L9 253L5 258H4V263L5 264H38L37 261L39 259H34L33 257L28 256L27 254H25V256H19ZM27 255V256H26ZM35 255L37 254H34V257ZM89 255V254H88ZM61 257V256H59ZM59 257H57L56 261L59 259ZM127 257V256H126ZM131 257V256H130ZM135 257V256H134ZM37 258V257H36ZM124 258V257H123ZM121 258V259H123ZM133 258V257H132ZM84 259V258H83ZM128 259V258H127ZM135 259V258H134ZM2 260V259H1ZM61 260V259H60ZM58 260V262L60 261ZM82 260V259H81ZM80 260V261H81ZM85 261V260H84ZM39 262V261H38ZM43 262V261H41ZM62 262V261H60ZM134 262V261H133ZM54 263V262H53ZM0 264H3V263H0ZM42 264V263H40ZM58 264V263H57Z\"/></svg>","mask_w":264,"mask_h":264}]
</instances>
